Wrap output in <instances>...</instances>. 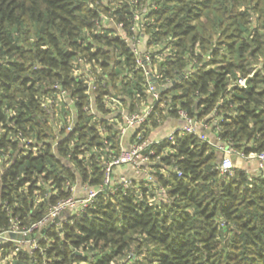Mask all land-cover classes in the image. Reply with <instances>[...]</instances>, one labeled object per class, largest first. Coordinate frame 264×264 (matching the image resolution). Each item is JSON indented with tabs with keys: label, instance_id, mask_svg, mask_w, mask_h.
<instances>
[{
	"label": "trees",
	"instance_id": "16d2710c",
	"mask_svg": "<svg viewBox=\"0 0 264 264\" xmlns=\"http://www.w3.org/2000/svg\"><path fill=\"white\" fill-rule=\"evenodd\" d=\"M138 56L166 86L124 147L179 109L205 127L152 142V180L133 173L121 188L114 175L83 211L46 224L44 252L6 264H264V171L216 168L219 146L264 152V0H0V230L38 220L74 183L100 186L123 145L114 113L150 102Z\"/></svg>",
	"mask_w": 264,
	"mask_h": 264
},
{
	"label": "built area",
	"instance_id": "2783aa9c",
	"mask_svg": "<svg viewBox=\"0 0 264 264\" xmlns=\"http://www.w3.org/2000/svg\"><path fill=\"white\" fill-rule=\"evenodd\" d=\"M132 44L134 53L139 55L141 52V40L136 39ZM144 60H148V57L145 56L142 58L138 56L137 58L138 64L144 68L145 74L147 76V92L150 102L148 105L144 107L142 106L141 108L134 111H126L124 107H120L118 111L114 113L120 118L118 134L123 145H121L120 151L117 154L112 155L110 159L105 162L104 178L100 186L97 188H89L86 186L81 187L76 183L72 184L70 187L73 192L72 195L65 199L58 200L41 218L33 221L27 226H20L17 217L10 216L9 220L11 223L9 227L7 229L0 230V264H6L7 262H10L16 252L24 247L28 248L30 252L37 249H39L41 252H44L45 247L41 248L38 244V240L39 238H43L46 241V234L44 232L46 224L53 222L56 225H59L61 222H65L69 215H77L79 212L83 211L93 202L98 192H101L108 186L115 184L113 181L114 175L116 177L117 183L121 185V188H127L131 183V179L129 176H127V174L124 173L123 168H130L134 173H140L145 176L146 180H152V177L143 167L148 162H150L149 155L142 154L141 152L152 142H158L162 138H167L171 142H174L176 135H182L185 132L189 134H196L198 128L204 126L202 121H195L184 110L179 109L178 115L179 118H181L182 124L173 125L171 130L162 136H150L141 140L140 142H133L129 146L124 147V141L122 139L124 135L130 129L137 128L141 126L142 123H144L153 107L160 101L162 90L166 86L164 83L159 82V74L146 69L147 65L144 64ZM83 77H85V75H83ZM94 77L95 76H92L90 73L87 74L86 93L88 94V104L84 106V108L92 114H95L91 93L92 90L95 89V85L92 81V78ZM240 83H243V79L240 80ZM54 87H56V85ZM66 94L67 91L65 89H59L57 92L58 98L63 99L64 101H66ZM112 100L116 101L113 98ZM49 102L51 103L52 100ZM69 122L70 123L67 125V129H71L72 116ZM199 137L203 138L202 134L199 135ZM219 148L223 151V156L220 162L216 165V168L222 174H232L234 164L229 155L231 152L228 148L224 149L221 146H219ZM33 150L35 149L33 148ZM150 153L152 154L153 151L151 150ZM242 156L248 158L255 157L258 160V167L264 171V152H250L248 155ZM157 158H159V156H156L155 159ZM7 213H9V210ZM10 233L18 235L19 237H11L9 235ZM6 241H11L13 243V247L5 248L4 244ZM3 252L5 253L3 254ZM42 264H47L45 258H43Z\"/></svg>",
	"mask_w": 264,
	"mask_h": 264
},
{
	"label": "crops",
	"instance_id": "0c3cea01",
	"mask_svg": "<svg viewBox=\"0 0 264 264\" xmlns=\"http://www.w3.org/2000/svg\"><path fill=\"white\" fill-rule=\"evenodd\" d=\"M180 124H182L181 120H179V121H170L169 120L162 127V129L158 130L157 132L151 133V137L156 136V135L162 136V135L166 134L167 132H169L173 125H180ZM205 133H206L205 136L207 138H209L210 140H212L214 142L216 141V139L214 138L213 134L210 131H207ZM123 170H124V173L127 175H132L134 173L130 168H125Z\"/></svg>",
	"mask_w": 264,
	"mask_h": 264
},
{
	"label": "rangeland",
	"instance_id": "374dc122",
	"mask_svg": "<svg viewBox=\"0 0 264 264\" xmlns=\"http://www.w3.org/2000/svg\"><path fill=\"white\" fill-rule=\"evenodd\" d=\"M234 166L236 167H248L258 168V160L255 157H244L236 153H229Z\"/></svg>",
	"mask_w": 264,
	"mask_h": 264
},
{
	"label": "water",
	"instance_id": "95a60500",
	"mask_svg": "<svg viewBox=\"0 0 264 264\" xmlns=\"http://www.w3.org/2000/svg\"><path fill=\"white\" fill-rule=\"evenodd\" d=\"M172 83H173V82H172ZM172 83H171V84H172ZM9 235H10L11 237L18 236V235H15V234H13V233H10ZM18 237H19V236H18Z\"/></svg>",
	"mask_w": 264,
	"mask_h": 264
}]
</instances>
